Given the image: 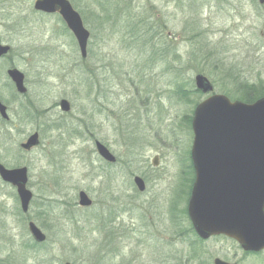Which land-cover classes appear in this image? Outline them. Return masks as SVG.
<instances>
[{
	"label": "rangeland",
	"instance_id": "1",
	"mask_svg": "<svg viewBox=\"0 0 264 264\" xmlns=\"http://www.w3.org/2000/svg\"><path fill=\"white\" fill-rule=\"evenodd\" d=\"M70 1L91 32L85 59L58 13L37 11L34 0H0V44L11 46L0 59L10 116L0 115V162L26 166L33 192L24 212L15 186L0 177V264H264V250L246 254L227 236L199 237L187 209L192 117L209 96L195 76L232 97L245 84L264 86V4L111 0L107 10V0ZM128 14L152 23L151 32L136 40ZM11 65L25 74V94L7 74ZM36 131L40 143L22 148ZM95 139L115 163L98 154ZM81 190L91 206L79 204ZM31 220L46 241L33 239Z\"/></svg>",
	"mask_w": 264,
	"mask_h": 264
},
{
	"label": "water",
	"instance_id": "2",
	"mask_svg": "<svg viewBox=\"0 0 264 264\" xmlns=\"http://www.w3.org/2000/svg\"><path fill=\"white\" fill-rule=\"evenodd\" d=\"M264 3V0H259ZM34 8L44 13H58L73 33L82 58L88 56L90 30L81 13L70 0H34ZM11 46L0 44V57ZM18 93L28 91L25 74L16 67L7 70ZM196 87L209 94L195 107L192 118L194 133L191 158L195 179L188 202V214L193 227L202 239L224 235L234 239L246 252L264 250V97L254 102L233 100L223 93H213V84L204 74L195 76ZM63 112L71 110L69 100H60ZM0 115L10 118L8 107L0 99ZM40 143L39 133L31 134L21 147L30 150ZM96 150L106 161L117 157L101 141ZM158 164V156L154 157ZM0 177L15 186L21 208L28 212L33 192L28 188L26 166L8 168L0 162ZM140 191L146 189L145 180L134 176ZM79 204L91 206L92 198L84 190L79 192ZM28 229L37 242H44L46 234L34 222ZM65 264H72L66 262ZM214 264H236L220 257Z\"/></svg>",
	"mask_w": 264,
	"mask_h": 264
},
{
	"label": "trees",
	"instance_id": "3",
	"mask_svg": "<svg viewBox=\"0 0 264 264\" xmlns=\"http://www.w3.org/2000/svg\"><path fill=\"white\" fill-rule=\"evenodd\" d=\"M112 1L111 0H107L106 3H107V10L109 9V6L110 5H114V3H111ZM103 5V4H102ZM104 7V6H103ZM115 7V6H114ZM131 7V2L128 3V6L127 8H130ZM105 9V11H106ZM119 9V7H118ZM115 15L117 16V18L120 19L121 17V13H118L117 11V8H115ZM108 17V15H107ZM128 17L130 18V20H127V23L128 24H131L132 28H131V33H132V36H134V38H136V40H139L140 39V33H142L141 37L150 33L151 30H152V23H150L148 20H140V18L136 16V14L134 15H130L128 14ZM114 21V23L117 25V24H120V21L119 19H117ZM136 24V29L134 27V25L132 24ZM140 26H141V30H140ZM148 27V28H147ZM144 32V33H143ZM181 90H178L179 93H181ZM230 96V95H229ZM261 97H264V86H256V85H243L241 91L234 97L230 96L231 99L233 100H242V101H245V102H254L256 101L257 99L261 98ZM193 165V164H192ZM246 254H253V253H248L246 252ZM257 254V253H255Z\"/></svg>",
	"mask_w": 264,
	"mask_h": 264
},
{
	"label": "flooded vegetation",
	"instance_id": "4",
	"mask_svg": "<svg viewBox=\"0 0 264 264\" xmlns=\"http://www.w3.org/2000/svg\"><path fill=\"white\" fill-rule=\"evenodd\" d=\"M259 2H260V1H259ZM263 4H264V3H263ZM3 57H4V56L0 57V59L3 58ZM11 67H14V66H13V65L9 66V68H11ZM9 68H8V69H9ZM8 69H7V70H8ZM96 140H98V139H95V142H96ZM104 144H105V143H104ZM105 145H106V144H105ZM106 146H107V145H106ZM107 147H108V146H107ZM108 148H109V147H108ZM110 151H111V150H110ZM109 163H110V162H109ZM137 175H138V174H137ZM134 176H135V175H134ZM134 176H133V178H134ZM141 177H142V176H141ZM142 178H143V177H142ZM143 179H144V178H143ZM144 180H145V179H144ZM145 183H146V181H145ZM146 188H147V184H146ZM145 190H146V189H145ZM145 190H144V191H145ZM139 191H140V190H139ZM144 191H140V192H144Z\"/></svg>",
	"mask_w": 264,
	"mask_h": 264
}]
</instances>
